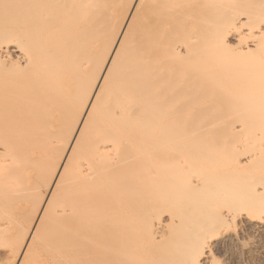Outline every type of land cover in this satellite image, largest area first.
Here are the masks:
<instances>
[{
    "label": "bare ground",
    "instance_id": "bare-ground-1",
    "mask_svg": "<svg viewBox=\"0 0 264 264\" xmlns=\"http://www.w3.org/2000/svg\"><path fill=\"white\" fill-rule=\"evenodd\" d=\"M212 184L263 230L264 0H0V264H154Z\"/></svg>",
    "mask_w": 264,
    "mask_h": 264
},
{
    "label": "rangeland",
    "instance_id": "rangeland-1",
    "mask_svg": "<svg viewBox=\"0 0 264 264\" xmlns=\"http://www.w3.org/2000/svg\"><path fill=\"white\" fill-rule=\"evenodd\" d=\"M209 150H210V153H207V154H209V155H206V157L204 156L205 154L203 153V152H205V151H200V162L202 163L203 161V164H200V166H195L194 168H198V171H199V167H200V173H202L201 175L204 177V172L208 175H211L210 177L212 178V179H214V180H211V181H218V180H216V178H214V177H212V175H214V173L215 172H213V170L214 171H216V173H218L217 172V170H219V168H221V167H219V166H216V163H215V160H222V159H219V158H221V157H219L218 158V156L217 155H221V154H219L218 152L216 153V151H213L214 149H211V147L209 148ZM208 150V151H209ZM206 153V152H205ZM204 154V155H203ZM210 156V157H209ZM223 156V155H222ZM202 157H204V158H202ZM217 157V158H216ZM207 158H209V159H207ZM212 158V159H211ZM224 158V157H223ZM213 159H215V160H213ZM206 163V164H205ZM215 163V164H214ZM208 164V165H207ZM210 166V167H209ZM203 167V168H202ZM219 167V168H218ZM193 168V169H194ZM202 169V170H201ZM206 169V170H205ZM216 169V170H215ZM195 171H197L196 169H194ZM193 170V171H194ZM210 170L212 171V172H210ZM222 170V169H221ZM194 171V172H195ZM223 171V170H222ZM208 172V173H207ZM219 172H221V171H219ZM196 174H197V172H195ZM194 173V174H195ZM213 173V174H212ZM216 173H215V175H216ZM189 174H191V173H189ZM220 174V176L222 177V176H224L223 174H224V172L221 174V173H219ZM218 174V175H219ZM192 175V174H191ZM218 175H217V177H218ZM242 175H244V174H242L241 173V175H239V177L240 176H242ZM201 176V177H202ZM224 179H225V177H223ZM244 178V177H243ZM224 179H222V180H224ZM242 179V178H241ZM210 182V181H209ZM221 182H223V181H221ZM220 182V183H221ZM218 183V182H217ZM224 184H225V182H223ZM243 183V182H242ZM215 184V183H214ZM215 186H217V187H215ZM238 188V187H237ZM240 188V187H239ZM237 189L236 191H234L233 189V191L232 190H228V188L226 189V187H225V185L223 186V184L222 185H210L209 186V188L207 189L208 191H206V193L207 192H209V194H208V197H206V199H204L205 198V196L203 197L202 195V193L201 192H203V191H200V193L199 192H197V189L195 190L197 193H199V194H201V195H198V197H197V195H192L193 197H192V199H194V198H196V199H194L195 201H192V199L191 200H189V201H186V202H182V204H183V207L182 208H180L181 207V202L178 204L180 207H178L177 205H176V202L175 201H173V200H175V199H172V198H170V199H172V201H170V203H173V202H175L174 203V205H176V206H172L171 207V210L173 209V208H175V209H173L172 210V212H174L175 210H176V212L179 210V208H180V211H178L177 213H179V212H181V214H182V216L184 217V221L181 219V218H183V217H181V214L179 213V214H177L178 215V217H175V216H177V215H174V214H172L171 216V218L168 220V222L169 221H171V219H173L172 220V223H171V230H169V231H165V236H164V239H163V241H162V244L161 243H159L160 244V246H158L159 244H153L154 245V247L151 249V250H153V251H151V253L153 254V252L154 251H159V252H154L155 254H154V258L158 261H156L155 262V260H154V264H158L160 261H162L161 263H165V264H167L168 262L166 261V260H168V259H166V257H167V255H168V258L169 257H172L173 255V259H174V257L176 256H178L177 255V252L178 251H180V250H175V249H173V248H179L178 247V244L176 245V244H173L174 246H176V247H171L173 250H175V251H173V252H176L175 254H173L172 255V253H169V251L170 250H168L167 251V249H168V246H170V245H172V244H169V242L172 240H167V238H168V236L169 235H171V236H169V237H175L173 240L175 241V240H177V239H180V236L178 237V235H176L175 233L172 235V233L173 232H171V231H175L174 229H176L177 227H175V226H178L179 228H181V230L183 231V229H189V231H191V230H193L192 229V227L195 229V227H194V225L195 226H197V227H200V228H197L198 230L200 229V233L199 232H196V231H198V230H193L194 231V233H197V234H201L203 231H205V232H203L204 233V236H203V233L201 234V236L203 237V239L206 237V239H205V241L207 240V241H209L210 243H211V245H212V254H213V256H212V258L211 259H209V260H207V261H204L205 263L204 264H264V228H263V230L261 229V230H252V229H249V228H247L246 226L244 227V226H241L239 223L238 224H233L231 221L229 222V210H231L230 208L232 207V206H234L233 204H231V203H229V202H227V201H230V198H231V200H233V196H235L236 195V193L238 192V191H240V189ZM221 189V190H220ZM198 190H200V189H198ZM202 190H204V189H202ZM219 190V191H218ZM226 190V192H227V195L226 194H224V192L223 191H225ZM214 192H215V195H214ZM218 192H219V194H218ZM221 192V193H220ZM225 192V193H226ZM233 192H234V194H233ZM243 192V191H242ZM210 193H212V194H210ZM176 193L174 192V195H175ZM193 194V193H192ZM216 194H218L219 195V197L218 198H220V197H222V199L224 200V203H223V201L222 200H220V199H218V198H216L218 195H216ZM237 194H239V192L237 193ZM240 194L242 195V194H245V193H241L240 192ZM229 195H231L230 197H229ZM176 196V195H175ZM174 196V197H175ZM195 196V197H194ZM213 196H216L215 198L213 197ZM224 196H226V197H224ZM200 197V199H201V202H200V200L198 201V198ZM203 197V198H202ZM228 197V198H227ZM176 198V197H175ZM208 198H210V199H208ZM178 199H180L179 197H178ZM203 199H204V201H203ZM218 201H217V200ZM181 200V199H180ZM227 200V201H226ZM184 201V200H183ZM208 203H207V202ZM220 201V202H219ZM168 202H169V200H168ZM177 202H179V200H177ZM193 203L194 205H189V207H187L186 206V204H189V203ZM197 202V203H196ZM200 202V203H199ZM231 202V201H230ZM197 205H196V204ZM219 203V204H218ZM222 203V204H221ZM225 203H227V205L225 204ZM209 204V205H208ZM229 204H231L232 206H230ZM170 206H171V204H169ZM206 205H208V206H206ZM230 206V208L228 209V207ZM167 206H168V204H167ZM167 206H166V208H167ZM184 206L186 207V210H188V212H185V213H182V211L181 210H183L184 209ZM192 206V207H191ZM194 206V207H193ZM196 206H198V207H200V208H197ZM169 207V206H168ZM201 207H203L202 208V210H204L203 212L204 213H201V216H200V214L198 215V213L200 212V211H202L201 210ZM205 207V208H204ZM212 207V208H211ZM224 207V208H223ZM170 208V207H169ZM178 208V209H177ZM189 208H191V209H197L196 210V212L197 213H194L191 209L189 210ZM206 208H207V210H209V212H207V210H206ZM210 208V209H209ZM227 208V209H226ZM200 209V210H199ZM211 209H213V210H211ZM258 209V208H257ZM257 209L255 210V209H253V210H255V211H257ZM260 209V208H259ZM264 209V208H263ZM167 210H169V209H167ZM170 210V211H171ZM262 210V209H261ZM189 211H191L190 213H189ZM199 211V212H198ZM206 211V212H205ZM211 211L213 212V214H215L216 216L219 214V216H217V217H215L216 219H218V220H216V219H214L213 218V216H215V215H213V214H211ZM219 211H220V213H219ZM255 211H254V214H256L255 213ZM171 212V213H172ZM259 212H261V211H259ZM175 213V212H174ZM193 213V214H192ZM207 213H209V214H211V215H209V214H207ZM263 212H261L260 214H262ZM185 214H191V216L190 215H188V216H186ZM196 214V215H195ZM206 214V215H205ZM180 215V216H179ZM185 215V216H184ZM196 216V218L194 217V216ZM202 215H204V216H202ZM223 215V216H222ZM263 215V214H262ZM205 216H209V218L208 217H205ZM211 216V217H210ZM199 217V219H197ZM200 217H204V218H200ZM225 217V219H223ZM227 217V218H226ZM176 218V219H175ZM189 218H194V219H191L189 222H191V221H193V220H195V221H199L200 219V221L203 223H200V221H199V223L198 222H192V223H198V224H192V223H189L190 225H192L191 227H190V225L188 224V222L186 223V224H183V223H181V224H183L182 225V227L179 225V222H181V221H179V220H182L183 222H185L186 220L188 221L189 220ZM212 219H214V220H212ZM221 219L224 221L225 220V222H224V225L226 224L227 226H222V224H223V222L221 221ZM227 219H228V221H227ZM208 220H212L211 221V223H210V221H208ZM174 221V222H173ZM215 221V222H214ZM222 222V223H220L219 224V222ZM170 223V222H169ZM175 224V226H174V224ZM177 224V225H176ZM216 224V225H215ZM188 225H189V227H188ZM207 225H209V228H208V226ZM173 226H174V228H173ZM214 226V227H213ZM229 226V227H228ZM238 226V227H237ZM11 227H13L14 229L16 228L15 227V224L13 223L12 225H10V229L11 230H14V229H12ZM187 227V228H186ZM206 227V228H205ZM212 229H211V228ZM219 227H221L220 228V230H218L217 228H219ZM237 227V228H236ZM202 228H204L203 230H201ZM236 228V229H235ZM173 229V230H172ZM191 229V230H190ZM10 230V231H11ZM213 230H215V231H213ZM218 230V231H217ZM184 231H186V230H184ZM209 231L211 232V231H213V232H211V235H208V234H210L209 233ZM12 232V231H11ZM11 232H9V228H8V233H11ZM168 232H171V233H168ZM176 232V231H175ZM206 232H208V233H206ZM215 232H218V233H216L215 234ZM221 232V234H219ZM7 232L5 233V234H7V235H9ZM161 233H163V231H161ZM181 232H179V234H180ZM189 233V232H188ZM193 233V234H194ZM4 234V233H3ZM178 234V233H177ZM182 234H183V232H182ZM192 234V232H190V234H187V231H186V234H184V236L183 237H185L186 239L184 240V242H182V240L180 239V241H181V243H182V245H184V246H182V249H183V247L186 249V248H188L189 246V242H192V241H196L195 240V237H194V235ZM207 234V235H206ZM218 234V235H217ZM1 235V234H0ZM167 235V236H166ZM185 235H191L192 237H194V239L192 240V241H190V239H189V237H187V236H185ZM214 235H216V236H214ZM3 236V235H2ZM10 236H11V234H10ZM181 236V237H182ZM200 236V239H198L196 242H194V243H198L199 242V240H200V244L203 242L202 241V237ZM208 236H209V238H208ZM5 237H7V236H5L4 235V239H5ZM166 237V238H165ZM183 237H182V239H183ZM191 237V238H192ZM213 237V238H212ZM2 238V237H1ZM8 238H11V237H8ZM8 238H6L7 240H5L4 242H3V244L1 245V251H0V253H2V254H6L7 252H8V250H9V247H10V245H11V240L10 239H8ZM196 238H199L197 235H196ZM208 238V239H207ZM12 239V238H11ZM169 239V238H168ZM1 240V239H0ZM3 240V239H2ZM2 240L0 241L1 243H2ZM164 240H166V241H164ZM171 241V242H173L174 243V241ZM178 242H179V240H177ZM176 241V242H177ZM187 241H189L188 242V244L187 243H185V242H187ZM168 243V244H167ZM193 243V244H194ZM185 244L188 246V247H185ZM163 245V246H162ZM166 245H167V249H165V251H166V254L167 255H164L165 253H163V255H160L161 254V249H164V248H166ZM172 245V246H173ZM195 245V244H194ZM193 245V246H194ZM155 246H156V248H157V250L155 249ZM181 246V245H180ZM192 246V244L190 245V247ZM161 247V248H160ZM170 248V247H169ZM170 248V249H171ZM193 249V248H192ZM188 250V249H187ZM187 250H182V251H180V254H181V252H182V257H181V255H179L180 256V261H178V259L176 258V262H180L181 264H182V260H181V258L182 259H184V260H189V255H186V252H189L188 254H190V255H192L191 253H190V251H187ZM190 250V249H189ZM164 251V250H163ZM185 251V252H184ZM170 252H172V251H170ZM192 252V251H191ZM183 253H185V254H183ZM170 254H171V256H170ZM184 255H186V256H188V257H186L187 259H185L184 258ZM159 256V257H158ZM162 256V257H161ZM160 260H158V259ZM172 258H170V259H172ZM165 259V260H164ZM190 259H192V258H190ZM183 260V263L185 264V261ZM169 262H174L175 260H168ZM167 262V263H166ZM160 263V264H161ZM170 264V263H169ZM171 264H173V263H171Z\"/></svg>",
    "mask_w": 264,
    "mask_h": 264
}]
</instances>
